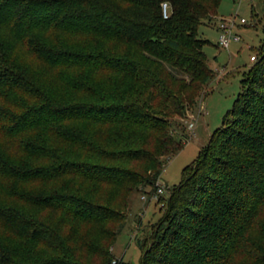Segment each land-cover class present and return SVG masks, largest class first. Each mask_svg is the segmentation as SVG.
<instances>
[{
  "label": "trees",
  "instance_id": "1",
  "mask_svg": "<svg viewBox=\"0 0 264 264\" xmlns=\"http://www.w3.org/2000/svg\"><path fill=\"white\" fill-rule=\"evenodd\" d=\"M220 2L0 0V264H126L125 199L189 138ZM254 52L140 264H264V38Z\"/></svg>",
  "mask_w": 264,
  "mask_h": 264
},
{
  "label": "rangeland",
  "instance_id": "2",
  "mask_svg": "<svg viewBox=\"0 0 264 264\" xmlns=\"http://www.w3.org/2000/svg\"><path fill=\"white\" fill-rule=\"evenodd\" d=\"M218 16L219 20L235 21L236 26L232 31L241 41L232 42L225 49L217 45V24L202 25L199 28L200 36L208 41L203 51L215 77L209 83L207 92L199 99L196 109L188 112L183 122V131L188 135V140L183 141L180 149L165 161L157 183L163 188L160 197H152L148 187L127 194L123 210L127 220L111 249L115 260L140 264L142 250L138 243L141 242L145 247L151 243L153 225L162 217L161 208L164 209L169 197L168 189L180 183L183 170L197 159L212 132L221 126L241 91V80L247 68L253 64L251 60H254V51L264 38V0H221ZM241 20L244 22L241 23ZM190 125L193 126L191 129ZM178 137L179 134H176ZM114 203L120 206L122 201L120 204ZM111 204L115 206L113 202Z\"/></svg>",
  "mask_w": 264,
  "mask_h": 264
},
{
  "label": "built area",
  "instance_id": "3",
  "mask_svg": "<svg viewBox=\"0 0 264 264\" xmlns=\"http://www.w3.org/2000/svg\"><path fill=\"white\" fill-rule=\"evenodd\" d=\"M162 13H163V17L166 18L167 13H168V6L165 3L162 4ZM243 22H244V20H241V23H243ZM235 26H236V23L233 19H223V20L218 21L219 37L217 40V45L219 47L228 49L230 46V43L240 41V37L238 35L233 34L232 29ZM192 127L193 126L190 125L189 128L191 129ZM162 193H163V188L159 187V185H158L156 192L153 194L152 197L158 198V197H160V195Z\"/></svg>",
  "mask_w": 264,
  "mask_h": 264
},
{
  "label": "crops",
  "instance_id": "4",
  "mask_svg": "<svg viewBox=\"0 0 264 264\" xmlns=\"http://www.w3.org/2000/svg\"><path fill=\"white\" fill-rule=\"evenodd\" d=\"M218 18H219V16H218ZM217 24V23H216ZM236 43V42H235ZM252 62H253V60H251Z\"/></svg>",
  "mask_w": 264,
  "mask_h": 264
}]
</instances>
